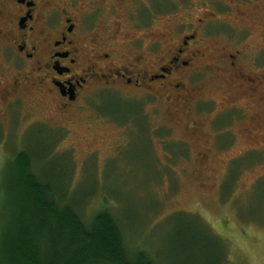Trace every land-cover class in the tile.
<instances>
[{
    "label": "rangeland",
    "instance_id": "374dc122",
    "mask_svg": "<svg viewBox=\"0 0 264 264\" xmlns=\"http://www.w3.org/2000/svg\"><path fill=\"white\" fill-rule=\"evenodd\" d=\"M206 1L212 2L171 0L168 11L159 0H136L124 12L134 13L141 26L121 14L108 32L122 42L142 38L141 47H148L150 36L190 31L184 24L200 18ZM221 17L232 21L224 27L235 29L236 21H246L234 13ZM102 32L94 28L98 40ZM221 45L214 41L198 65L211 70L205 68L209 73L196 91L215 102L201 115L185 108L174 114L161 97H143L148 105H139L122 87L94 93L70 117L53 115L51 106L7 111L0 105V226L10 202L13 157L26 150L41 178L77 207L85 223L101 210L110 212L130 258L142 251L153 264H264V157L256 152L264 125L258 121L246 136L239 130L249 122L229 123V105L220 102L251 105L212 77ZM118 49L129 53L124 44Z\"/></svg>",
    "mask_w": 264,
    "mask_h": 264
},
{
    "label": "flooded vegetation",
    "instance_id": "af4514ba",
    "mask_svg": "<svg viewBox=\"0 0 264 264\" xmlns=\"http://www.w3.org/2000/svg\"><path fill=\"white\" fill-rule=\"evenodd\" d=\"M80 2L0 0V105L7 111L13 105H45L52 107L55 116L70 117L94 93L122 87L139 105H148L143 97H161L165 105H173L174 114L185 108L201 115L204 105L215 102L196 91L195 84L207 76L206 69L211 70L206 66L198 69V65L217 41L222 49L216 55L217 75L212 77L215 82L229 84L251 105L246 109L236 101L220 102L229 105L224 111L229 123L249 122L250 127L239 130L246 136L258 121L264 125V0L206 1L200 18L184 24L190 31L150 36L144 48L142 38L122 42L108 32L121 14L128 15L130 24L133 18L141 26L134 13L124 12L128 6L134 7L136 0ZM232 13L246 18L233 24L236 29L223 26L232 21L221 15ZM96 26L106 30L99 40L94 36ZM120 44L128 55L118 49ZM229 91L223 90L228 96ZM54 119L51 116L49 121ZM256 152L264 157V142Z\"/></svg>",
    "mask_w": 264,
    "mask_h": 264
},
{
    "label": "trees",
    "instance_id": "16d2710c",
    "mask_svg": "<svg viewBox=\"0 0 264 264\" xmlns=\"http://www.w3.org/2000/svg\"><path fill=\"white\" fill-rule=\"evenodd\" d=\"M170 1L159 0L167 10L173 8ZM33 159L21 150L12 160L0 264H153L142 251L127 255L120 227L107 210L85 223L77 207L41 178Z\"/></svg>",
    "mask_w": 264,
    "mask_h": 264
}]
</instances>
